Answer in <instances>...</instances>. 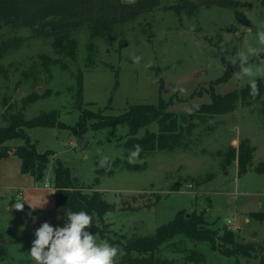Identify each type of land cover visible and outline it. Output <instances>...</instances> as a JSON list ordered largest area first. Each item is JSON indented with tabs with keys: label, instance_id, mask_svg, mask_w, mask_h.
Returning <instances> with one entry per match:
<instances>
[{
	"label": "rangeland",
	"instance_id": "1",
	"mask_svg": "<svg viewBox=\"0 0 264 264\" xmlns=\"http://www.w3.org/2000/svg\"><path fill=\"white\" fill-rule=\"evenodd\" d=\"M148 2L108 35L91 37L86 27L76 28L73 53L57 52L40 30H1L0 43L17 40L0 55V126L20 110L25 119L55 110L65 125L26 128L38 152L53 150L43 178L22 171L21 159L12 153L24 140L0 145V152H10L0 158V264H34L28 251L35 229L45 221L54 227L66 222L52 184L55 158L69 168L76 184L99 190L114 204L104 215L111 231L150 235L176 212L203 213L210 225L230 229L237 241L254 244L253 258L225 256L207 242L189 240L185 250H165V256L177 264L260 263L264 222L250 215L264 212V173L254 170L264 163V94L225 114L195 116L194 126L172 149H156L138 156L135 163L129 162L130 149L124 146L126 125L88 129L81 135L66 128L77 123L83 109L118 114L130 104H156L159 98L173 99L168 110L181 117L211 102L214 90L223 94L246 84L238 76L239 55L250 47H264L258 37L264 30V0ZM134 55L141 57L139 63L133 62ZM263 56L259 52L250 57L249 65L253 78L264 82ZM236 62L239 69L218 83L224 69ZM146 129L157 131L158 126L151 123L137 136ZM241 142L252 151V167L239 174ZM105 157L108 163L102 167ZM108 165H113L112 173ZM21 199L24 208L17 210L15 203ZM191 249L202 254L198 263L187 259Z\"/></svg>",
	"mask_w": 264,
	"mask_h": 264
},
{
	"label": "trees",
	"instance_id": "2",
	"mask_svg": "<svg viewBox=\"0 0 264 264\" xmlns=\"http://www.w3.org/2000/svg\"><path fill=\"white\" fill-rule=\"evenodd\" d=\"M148 4V0H137L132 4L120 0H0V34L1 30L7 28L40 30L46 37L51 38V44L57 52L73 53L77 50V42L72 35L76 28L86 27L91 37L99 34L108 35L119 22L136 16ZM15 40L17 39L13 38L10 41L7 39L1 42L0 55L2 52H7L9 42L14 44ZM238 63L236 62L231 68L224 69L223 75L218 78V83L227 81L230 73L239 69ZM248 63L252 62L249 60ZM255 80L258 88L256 94L252 93L247 83L223 94L214 90L210 93L211 102L202 103L194 112L181 117L168 110L173 99L165 101L159 98L156 104H130L118 114H104L102 111L92 112L83 109L77 123L73 126L67 125L66 128L71 129L76 135H81L88 129L96 131L126 125L128 137L124 146L133 150L134 146L139 144L142 149L139 156L156 149L170 150L181 141L185 131L194 126L192 119L195 116L201 118V115L225 114L234 110L238 103L249 104L259 100L264 94V82L260 78ZM77 85L80 99L81 77L77 80ZM58 117V112L52 110L31 119H25L20 110L10 114L6 125L0 126V145L11 139L25 141L24 144L17 145L12 150V153L22 161V171L29 172L36 178L45 176L50 156L54 154L53 150L38 152L36 144L28 138L26 128L64 126L65 123L61 122ZM151 123L157 124V131L146 129L144 135L137 136L141 128H146ZM234 151L232 149V157H234ZM251 152L244 142L239 144L236 158L239 174L245 173L248 166L252 167ZM9 153L7 149L0 152V158L7 157ZM52 168L54 195L60 210L65 213L67 211H87L93 217V224L87 230L93 235L98 234L102 240L118 246L120 251L116 258L117 264H177L176 259L168 258L164 251L185 250L186 240L191 243L207 242L212 250L225 256L253 258L256 250L254 244L237 241L235 233L230 229L224 228L220 231L217 227L210 225L203 213L176 212L170 221L159 225L150 235L126 236L113 232L109 224L104 221V215L113 209L114 204L104 199L99 190L76 184L69 168L60 159L55 158ZM113 168V165H108L106 170L112 173ZM254 170L257 173H264V163L256 165ZM250 216L252 219L264 222V212H254ZM186 257L198 263L202 254L191 249ZM259 264H264V254Z\"/></svg>",
	"mask_w": 264,
	"mask_h": 264
},
{
	"label": "clouds",
	"instance_id": "3",
	"mask_svg": "<svg viewBox=\"0 0 264 264\" xmlns=\"http://www.w3.org/2000/svg\"><path fill=\"white\" fill-rule=\"evenodd\" d=\"M258 37L259 43L264 45V30L258 33ZM259 52H264V47H250L239 55L241 71L238 76L246 79L253 94L258 92V88L253 78V68L248 62L250 57L258 56ZM140 59L139 56H132L134 63H139ZM141 150L139 144L135 145L129 152V162L135 163ZM107 163V157L100 161L102 167ZM21 201L24 200L21 199L15 203V209L24 208ZM40 204H33V206ZM92 224L93 217L84 210L67 211V219L63 226L54 227L47 221L43 222L34 231L35 238L28 251L31 260L34 264H117L116 258L120 251L118 246L107 240L98 242L93 233L87 230Z\"/></svg>",
	"mask_w": 264,
	"mask_h": 264
},
{
	"label": "built area",
	"instance_id": "4",
	"mask_svg": "<svg viewBox=\"0 0 264 264\" xmlns=\"http://www.w3.org/2000/svg\"><path fill=\"white\" fill-rule=\"evenodd\" d=\"M45 184H47V183H45ZM48 185V184H47Z\"/></svg>",
	"mask_w": 264,
	"mask_h": 264
},
{
	"label": "crops",
	"instance_id": "5",
	"mask_svg": "<svg viewBox=\"0 0 264 264\" xmlns=\"http://www.w3.org/2000/svg\"><path fill=\"white\" fill-rule=\"evenodd\" d=\"M246 173V172H245Z\"/></svg>",
	"mask_w": 264,
	"mask_h": 264
}]
</instances>
